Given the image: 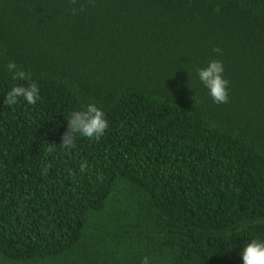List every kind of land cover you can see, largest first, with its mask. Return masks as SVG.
<instances>
[{
  "label": "trees",
  "instance_id": "1",
  "mask_svg": "<svg viewBox=\"0 0 264 264\" xmlns=\"http://www.w3.org/2000/svg\"><path fill=\"white\" fill-rule=\"evenodd\" d=\"M71 7L0 0V264H242L264 240V0ZM213 59L226 104L197 75ZM9 60L35 105L4 104L29 83ZM89 103L105 135L62 149Z\"/></svg>",
  "mask_w": 264,
  "mask_h": 264
},
{
  "label": "clouds",
  "instance_id": "2",
  "mask_svg": "<svg viewBox=\"0 0 264 264\" xmlns=\"http://www.w3.org/2000/svg\"><path fill=\"white\" fill-rule=\"evenodd\" d=\"M77 2L78 0H69V4L73 6L71 7L73 15L78 11H84L85 7L89 4L94 5V0H85V3L80 4L79 8H77L75 7ZM212 52L222 54V49L219 46H215ZM6 69L12 74V80L28 81L29 83L27 85H13L5 95L4 104L13 106L22 97L27 104L35 105L40 99V90L38 84L32 81L31 73L24 70L14 60H9ZM223 73V62L219 59H213L209 61L207 66L197 69L199 80L208 89L212 101L216 104H226L229 102L228 88L230 81L224 77ZM67 120V129L62 134L59 145L62 149L68 151L75 147L77 136L99 141L109 128V122L105 117L104 111L94 103H89L84 108L71 112ZM55 145L51 143L49 150L51 151L52 146ZM87 167V161L85 160L80 164V171H86ZM240 256L242 257V264H264V240L258 238L251 239L245 243ZM141 264H149L148 257H144L141 260Z\"/></svg>",
  "mask_w": 264,
  "mask_h": 264
}]
</instances>
